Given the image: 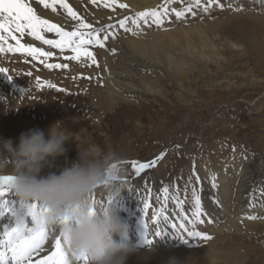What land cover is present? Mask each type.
<instances>
[{
  "label": "rangeland",
  "instance_id": "rangeland-1",
  "mask_svg": "<svg viewBox=\"0 0 264 264\" xmlns=\"http://www.w3.org/2000/svg\"><path fill=\"white\" fill-rule=\"evenodd\" d=\"M102 1L98 4L102 5ZM188 2L177 0L171 7L180 10ZM220 2L224 4L223 9L212 6L209 13L194 9L197 15L187 14L185 22L172 16V22L165 20L162 28L145 26L154 31L162 49L169 45L168 40L161 41L166 26L179 30L175 39L169 38L176 43L177 50L181 49L180 44L199 46L208 37L224 49L221 64H189V70L181 73L159 68L161 72L157 81H165L160 94L146 95L142 90L135 94L110 92L107 84L109 72L98 47L91 49L99 63L98 68L66 61L63 55L71 53L61 55L58 49L49 50L54 56L47 62L68 63L69 69H48L38 60L19 53L0 54V67L6 68L12 78L9 80L6 75H0V138L18 143L20 135L30 130L26 127L27 122L45 132L57 121L62 122L69 137L65 144L66 153L50 159L42 176L59 174L65 167L78 162L79 150L115 153L121 161L140 162L166 152L155 168L146 170L140 177L135 176L130 164L123 163L125 178L132 188L123 194L118 205V214L124 221L134 222L140 216L143 205L139 198L147 195L145 186L151 191L149 214L154 215L163 206L165 212L173 211L170 213L174 214L178 225L181 220L177 213L181 209L171 199L177 194L176 188L184 202L182 215L192 220L193 187L200 189L202 201L203 191L208 194L213 189L209 181L211 174L220 179L230 168L248 165V176L264 177V2ZM163 3L161 0L157 6L140 11L157 9ZM229 4L232 8L228 7ZM132 5L137 7L135 1ZM237 6L243 10H233ZM87 14L91 15L89 11ZM181 29L188 30L189 36ZM148 34L150 32L146 33L145 39L149 44L152 37ZM56 38L54 34L49 36V39ZM226 38L234 44H242V51L227 48L223 43ZM37 78L55 84L56 88L37 87ZM57 88L65 91H57ZM193 165L201 178L196 184L189 183ZM10 171L5 170L3 175L10 174ZM166 186L169 187L167 202L163 193ZM95 196L97 200L106 198L99 191ZM260 198L264 200V195ZM215 199L209 198L211 203ZM218 209L219 206L216 211ZM246 214L250 216V213ZM227 215L216 218L218 213H214L215 221L208 215L202 217L205 223L198 224L196 230L211 236L210 240H194L183 233L190 242L179 239L175 244V250L180 253V264L183 259H188V264H230L233 259H241L240 264H264V222L242 217L237 219V226L218 231ZM209 219L212 223L207 222ZM184 223L188 229L192 228L191 223ZM135 227L133 229L138 228V232L142 231ZM150 238L160 237L150 235Z\"/></svg>",
  "mask_w": 264,
  "mask_h": 264
},
{
  "label": "snow or ice",
  "instance_id": "snow-or-ice-1",
  "mask_svg": "<svg viewBox=\"0 0 264 264\" xmlns=\"http://www.w3.org/2000/svg\"><path fill=\"white\" fill-rule=\"evenodd\" d=\"M177 0H164V3L157 9L145 10L136 12L134 17L125 15L123 19H120L118 24L119 28L125 33L131 32L136 36L143 32V26L156 28H162L165 25V20L171 23L170 17L174 16L176 20L185 22L186 15L191 14L193 17L197 15L194 9H199L203 13H209L212 6H217L221 9L224 8V4L220 0H189L186 7L177 10L175 7H171ZM182 2V0H181ZM264 2V0H262ZM93 5H97L98 0H91ZM43 9H51L53 13L57 12V5L64 10V13L74 22L73 30H66L59 24L52 23L50 20L45 19L42 15L38 14L39 6ZM102 6L105 9H111L115 12L117 9H129V5L126 3H118V0H103ZM232 8V5H228ZM235 11H242L239 6L234 8ZM131 22L134 27H129ZM115 25H108L107 27H94L92 22H89L84 18L74 7L68 2V0H36V6L29 3V0H0V54L12 53L21 54L22 56L31 57L34 60H38L44 64L48 69H69L68 63H48V59L54 56L52 51H45L42 47L33 46L29 42H22L23 37L27 33L33 40L40 41L42 44L47 45L50 49H58L59 53H71L69 55H63V59L66 61H75L77 63L84 64V66L91 67L95 65L99 67L96 55L93 48L105 49L116 54V49L108 46L109 40H115L116 35L108 31V29L114 28ZM45 33H54L56 39H48L45 37ZM18 34V35H17ZM9 41H14L12 44ZM86 62V63H85ZM6 68L0 67V75H6L9 80H12L8 74ZM31 75V73H28ZM85 78V77H82ZM91 78V77H87ZM37 87L39 88H56L55 84L50 82H41L37 78ZM63 92L64 89H56ZM26 92V90H21ZM233 152L235 148L233 147ZM166 152H162L159 156L151 159L147 162H140L138 160L122 161V163L130 164L134 171L135 176L140 177L142 173H145L148 169L155 168L158 163L164 159ZM246 158V157H245ZM200 176L195 173V165H193V175L189 179V183H199ZM15 181V177L10 174L0 175V217H4L7 214H11L16 218V225L11 230H5L0 234V264H73L70 258L65 244L61 239L59 228L53 226L47 227L44 222L45 210H43L38 204H32L27 206L26 213L24 214V222H17L19 210L23 205H18L12 192V184ZM125 183L128 186V190L132 191L130 181L125 178ZM211 188L217 189L219 187L217 183V177L215 174L210 175ZM179 189L176 188V195H172L171 199L176 202L181 212L177 213V217L181 220L178 225L170 220V216L165 214L164 207L155 212L154 217H149V209L152 207L151 191L145 186L146 196L140 197L143 205L142 212L144 219L142 224L144 227V242L151 246L154 241L150 238V235L155 237H163L170 233H174L175 238L182 240L184 243H189L190 240L184 238L183 233L187 234V237L198 240H210L211 236L204 234L196 230L198 224L205 223L202 217L208 214L203 210L200 189L193 187L192 200L193 211L192 220L188 219L187 215H182L185 211L184 202L180 200ZM165 202L169 199V187L163 188ZM261 195H264V190H261ZM93 210L97 204L103 207L106 198L97 200L95 194L92 196ZM253 202L249 207H255V197L253 196ZM108 203L111 201L108 200ZM217 203H219L217 201ZM264 207V205H261ZM31 218L32 226L29 227L27 218ZM246 219L255 220L258 217L255 215L244 217ZM148 219H153V223L157 225V230L149 233ZM187 221L192 224V228L188 229L184 223ZM169 224L174 232H168L159 230L160 223ZM208 223H212L209 219ZM76 264H87L86 259L81 261L77 258Z\"/></svg>",
  "mask_w": 264,
  "mask_h": 264
},
{
  "label": "bare ground",
  "instance_id": "bare-ground-1",
  "mask_svg": "<svg viewBox=\"0 0 264 264\" xmlns=\"http://www.w3.org/2000/svg\"><path fill=\"white\" fill-rule=\"evenodd\" d=\"M100 1L101 0H98V3H100ZM133 1L136 2V8L132 5ZM68 2L80 14L85 13L82 16L92 22L94 27L98 28L101 26L107 27L108 25H115L114 28L108 29V31L113 32L116 35V39H110L106 48L108 46L115 48L116 54L113 55L105 49L98 48L103 59V64L109 72V83L107 82V84L112 93L120 94L121 92L124 94H135L140 93V90H142L146 95L160 94V88L163 87L165 82L164 80L161 82L157 81V79L160 78L158 73L161 72V69L166 68L170 71L181 73L189 70V64H191V66L211 64L212 62L221 64L224 60V58L222 59L224 49H221V47L219 48L217 43L209 37L206 42L201 43L202 46L199 45L192 47L180 44L182 47L180 50H177L176 43L173 44L169 41V38L175 39L179 35V30L174 26H166L163 30L164 38H162L161 41L168 40L169 43L168 47L163 49L158 45L157 41L159 38L154 34V31L145 26H143V32L136 36L132 35L131 32L125 33L119 28L118 22L120 19H123L125 15L133 16L136 12L145 7L151 9V7L157 6L161 0H131L129 3L127 0H118V3L128 4L129 9H117L115 12L111 9H105L98 3L97 5H93L91 0H68ZM29 3L36 6V0H29ZM88 11L91 15L87 14ZM130 11L134 13L131 15ZM38 14L42 15L43 18L50 20L52 23L59 24L66 30H73L74 22L70 20L59 5H57L56 13H53L51 9H43L41 5L38 8ZM129 27H134V25L129 24ZM181 30L180 31L186 34V36H189V34H187L188 30ZM147 32H150L147 36L152 37V41L149 44L147 43V39H145ZM52 34L54 33H45V37L49 39V36ZM25 41L31 43L33 46L38 45L44 50H53L47 45L42 44L40 41L33 40L27 33L22 39V42ZM223 43L231 51H242L243 45L240 43L234 44L227 38L224 39ZM156 63L158 66H156ZM141 80H143L144 83H142ZM156 88L158 89L156 90ZM26 127L30 130L35 129V127L29 122H27ZM248 169H250V166L248 165L232 167L224 174L223 178L217 179L219 185L217 189H212L211 193L208 194L203 191V209L208 216L212 217L213 221H215L213 218L214 213H218V217L216 216V218H220L221 216H226L228 211H231L226 217V222L218 226V231L228 227L233 228L238 221L237 219L249 216L246 213H250V216L255 215L258 217L255 220L264 222V207L261 206L264 205V200H261L260 198L262 196L261 190H264V177H261V175H258L257 177L248 176L250 174L248 173ZM259 184L261 186H259ZM254 188H256L255 191ZM253 196L255 197L254 208L249 207L253 202ZM209 198H216L215 201H212L216 206L213 207ZM217 201L219 203H217ZM218 206L219 209L216 211ZM170 212H165V214L170 216V220L173 221V223H177V220L174 219V214ZM139 215L138 219H134L136 221H134L135 223L128 219L125 220L129 225V242L137 249V251L128 258L127 264H168L171 257H175L180 261V253L175 250V244L179 239L175 238L174 233L164 235L160 238H154V243L151 246L144 242V227L142 224V220L144 219L143 212L140 211ZM149 217H154V215L149 214ZM148 221L149 233L151 234V232L157 230V225L153 223V219H148ZM27 222L29 227H31L32 224L30 217L27 218ZM253 222L255 221H252V223ZM15 225L16 218L10 213L4 217H0V234L6 229L11 230ZM133 226L139 227L142 231L140 230L141 232H138V228L135 227L136 229H133ZM159 228L163 231L174 232L169 224L162 222L159 224ZM117 240H119L118 237ZM239 260L241 259H233L230 264H238ZM182 262L183 264L189 263L188 259H183ZM213 262L215 263V260L212 261V263Z\"/></svg>",
  "mask_w": 264,
  "mask_h": 264
},
{
  "label": "clouds",
  "instance_id": "clouds-1",
  "mask_svg": "<svg viewBox=\"0 0 264 264\" xmlns=\"http://www.w3.org/2000/svg\"><path fill=\"white\" fill-rule=\"evenodd\" d=\"M68 140L60 121L47 132L32 129L22 133L18 143L0 138V175L11 170L14 198L24 206L17 222H24L27 206L38 204L45 210L46 226L59 228L73 264L77 258L86 259L87 264H127L137 249L129 242V225L118 214V205L128 191L124 164L115 153L79 150L78 162L59 174L42 176L50 159L65 155ZM98 191L106 202L93 210L91 198ZM168 264L180 262L171 257Z\"/></svg>",
  "mask_w": 264,
  "mask_h": 264
}]
</instances>
